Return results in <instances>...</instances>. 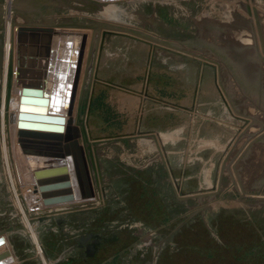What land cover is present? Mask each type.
Here are the masks:
<instances>
[{
	"label": "rangeland",
	"instance_id": "obj_1",
	"mask_svg": "<svg viewBox=\"0 0 264 264\" xmlns=\"http://www.w3.org/2000/svg\"><path fill=\"white\" fill-rule=\"evenodd\" d=\"M18 1L37 7L0 0L8 56L12 21L88 35L73 114L97 198L36 211L0 166L3 264H264V0Z\"/></svg>",
	"mask_w": 264,
	"mask_h": 264
},
{
	"label": "water",
	"instance_id": "obj_2",
	"mask_svg": "<svg viewBox=\"0 0 264 264\" xmlns=\"http://www.w3.org/2000/svg\"><path fill=\"white\" fill-rule=\"evenodd\" d=\"M15 32L11 90L20 95L18 179L23 183V174L38 169L34 177L44 207L91 202L96 193L87 150L80 141L85 129L73 118L67 120L74 108L88 35L43 26H18Z\"/></svg>",
	"mask_w": 264,
	"mask_h": 264
},
{
	"label": "bare ground",
	"instance_id": "obj_3",
	"mask_svg": "<svg viewBox=\"0 0 264 264\" xmlns=\"http://www.w3.org/2000/svg\"><path fill=\"white\" fill-rule=\"evenodd\" d=\"M117 1L122 2V1H126V0H117ZM14 2H19L20 3V1H18V0H14ZM100 2L102 4H104V5H106V6L109 3V2H107V4H106V3L102 2V1H100ZM20 4L17 7L22 9L23 16L27 17V18L28 17H32V15H33L32 11H35L37 6L36 5H31V4L30 5L29 4H24V3H20ZM6 8H7V4H6ZM12 9H13V7L11 8V10ZM28 11H29V13H28ZM2 12L3 11L1 9V13ZM5 13H7V9H5ZM16 26L14 25V21H12L11 37H10L11 38L12 49H11V52H10L9 56H8V53H7V52H9V51H7L8 48L6 49V52H5V48H4L5 37L0 35V74L2 72V68L3 67H4V74H5L4 83L2 85V92H0V93H2L0 95V102H1V105H2L1 106V112H0V163H1V166L4 165L3 168L5 167V169L7 171L8 178L13 183V184H11L12 189H13L12 192L14 193L15 197L17 198V200L20 201V199H19V195H20L19 186L17 185V182L14 179V177L17 176V171H16V167H15L16 160L19 163V159H18L19 158L18 157V141H17L18 140L17 124H18V115H19L20 95L14 93L11 90L12 89V81H13V79L15 77V75L13 74V70H14V65L15 64H13V63H14V60H15V37H16L15 30H16ZM43 27L54 28V25H50V26L49 25H43ZM54 29L57 31L56 28H54ZM63 31L64 32H75V33H81L82 34V29L66 30V31L63 30ZM83 34H85V33H83ZM84 60H85V58H84ZM83 61H82V70H81L80 80H79V83H78L76 97H77V94H78V91H79L81 78H82V73H83V64H84ZM0 87H1V85H0ZM10 97H11V105L8 106V101H9ZM75 103H76V98H75ZM75 103H74V108H75ZM74 108H73V111L71 113L72 115L71 116L70 115L67 116V120H69L70 118H73V120H74V114H73L74 111H75ZM78 122H79V120H78ZM78 122H77V125H80ZM2 134L5 135V140H4L3 136H2ZM12 134H13V136L15 134L14 137L16 138V140L14 139L15 140L14 145H12L13 153L10 151L12 153V154L10 153V157L11 158L9 156H7L6 159H5V158L1 157L2 149H3V147H6V146H9V148H11L10 144L12 142L10 140H12ZM85 138H81L80 141H81V144L87 150L86 151V158H87V162H88L87 165H88V168H89L92 185L94 187V181H93V177H92V173H91L90 165H89V163H90L89 162V151H88L87 145H86V141L87 140ZM12 165L14 166V169H13ZM36 170H38V169L36 168L34 171H36ZM34 171L29 172L30 174H27V173L23 174V172H22V174H23L22 178L23 179L25 178V182H26V184L24 185V186H26L25 187V189H26V197H27L26 198V206L29 205V207H30L32 205V207H34V209L36 211H38V210L39 211H44V210L47 211V210H50V209L66 208V207L75 206V205H79V204L90 203V202H83V201H78L77 202L76 201V202H73V203H66V204H61V205H57V206L44 207L43 204H42L40 193L38 191V187L36 185V179L34 177ZM15 172H16V175H14ZM28 176H31L32 183L31 182L28 183V178H26ZM23 179H22V181H23ZM19 182H18V184H19ZM94 191L96 193L95 188H94ZM96 198L94 200H92L91 202H94L96 200ZM20 202H22V201H20ZM22 211L24 213H26L24 208H23ZM31 211L33 212V210H31ZM0 238H3V240H2L3 242L6 241V239L3 236H0Z\"/></svg>",
	"mask_w": 264,
	"mask_h": 264
},
{
	"label": "crops",
	"instance_id": "obj_4",
	"mask_svg": "<svg viewBox=\"0 0 264 264\" xmlns=\"http://www.w3.org/2000/svg\"><path fill=\"white\" fill-rule=\"evenodd\" d=\"M212 136H215V134H211ZM217 136V135H216ZM218 137V136H217ZM83 246H85V245H83Z\"/></svg>",
	"mask_w": 264,
	"mask_h": 264
}]
</instances>
